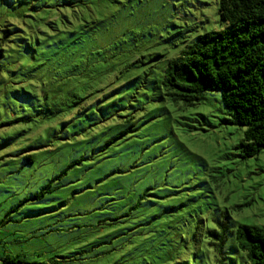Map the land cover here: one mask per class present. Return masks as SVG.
Here are the masks:
<instances>
[{
    "label": "rangeland",
    "instance_id": "obj_1",
    "mask_svg": "<svg viewBox=\"0 0 264 264\" xmlns=\"http://www.w3.org/2000/svg\"><path fill=\"white\" fill-rule=\"evenodd\" d=\"M218 0H0V264H213L208 233L264 228V151L169 60ZM12 41L7 49L4 42Z\"/></svg>",
    "mask_w": 264,
    "mask_h": 264
},
{
    "label": "trees",
    "instance_id": "obj_2",
    "mask_svg": "<svg viewBox=\"0 0 264 264\" xmlns=\"http://www.w3.org/2000/svg\"><path fill=\"white\" fill-rule=\"evenodd\" d=\"M218 4L223 28L186 43L168 61L162 88L188 105L201 101L207 92H220L229 123L245 128L238 149L254 158L264 151V0ZM11 43L4 42L7 49ZM227 240V221H220L209 231L205 246L213 264H227ZM235 240L242 264H264V228L239 225Z\"/></svg>",
    "mask_w": 264,
    "mask_h": 264
}]
</instances>
